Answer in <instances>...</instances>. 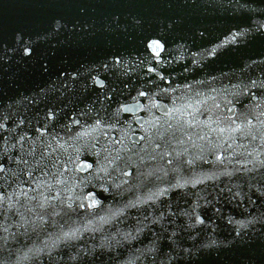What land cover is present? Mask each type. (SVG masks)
<instances>
[{
    "label": "water",
    "instance_id": "obj_1",
    "mask_svg": "<svg viewBox=\"0 0 264 264\" xmlns=\"http://www.w3.org/2000/svg\"><path fill=\"white\" fill-rule=\"evenodd\" d=\"M0 264H264V0H0Z\"/></svg>",
    "mask_w": 264,
    "mask_h": 264
}]
</instances>
